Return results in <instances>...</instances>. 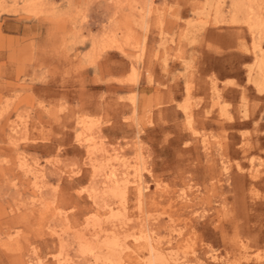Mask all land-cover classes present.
<instances>
[{
	"label": "rangeland",
	"instance_id": "rangeland-1",
	"mask_svg": "<svg viewBox=\"0 0 264 264\" xmlns=\"http://www.w3.org/2000/svg\"><path fill=\"white\" fill-rule=\"evenodd\" d=\"M149 246L264 264V0H0V264Z\"/></svg>",
	"mask_w": 264,
	"mask_h": 264
},
{
	"label": "bare ground",
	"instance_id": "bare-ground-1",
	"mask_svg": "<svg viewBox=\"0 0 264 264\" xmlns=\"http://www.w3.org/2000/svg\"><path fill=\"white\" fill-rule=\"evenodd\" d=\"M112 192L111 193H113V194H117V196H119V194L120 195H123L122 194V192H121V190H120V186L117 184V182L116 183H114V187L112 188V189H110ZM128 190V189H127ZM109 192V191H108ZM138 198L140 199L142 196H143V192L139 189V192H138ZM122 197V196H121ZM121 199H123V198H121ZM142 201V199L140 200V202ZM154 201V202H153ZM152 201V203L150 204L151 206H155L156 205V202H155V199ZM139 203V202H138ZM123 204V203H122ZM120 205V204H119ZM111 210H113V209H111ZM111 212V211H110ZM146 237V236H145ZM144 237V238H145ZM148 238H149V235H148ZM105 239H106V237H105ZM139 239V238H138ZM137 239V240H138ZM113 240V239H112ZM137 240H135V241H137ZM141 240V239H140ZM144 241L143 242H145V240H147V239H143ZM106 241V240H105ZM105 241H104V244L103 245H105L106 243H105ZM108 241V240H107ZM110 241L111 240H109V244H107V247H108V249H112L113 247H117V242L115 243V242H111L110 243ZM98 242V241H97ZM119 242H122V241H119ZM138 242H141V241H138ZM142 242V243H143ZM150 242V241H149ZM149 242H147V243H145V244H148ZM123 243V242H122ZM156 243V242H155ZM144 244V245H145ZM157 244H159V243H157ZM123 245V244H122ZM149 245V244H148ZM152 245V244H151ZM119 246V248L120 247H122V246H120V245H118ZM146 246V245H145ZM144 246V247H145ZM154 246H155V244H154ZM158 246V245H157ZM106 247V248H107ZM105 248V249H106ZM118 248V249H119ZM147 248V247H146ZM145 248V249H146ZM157 248V247H156ZM116 249V248H115ZM115 249L113 248V250L115 251ZM158 249H160V248H158ZM158 249H156L155 250V248H152L151 246H149L148 248H147V252H148V254H149V260L148 261H146V264H164V262H166L165 261V259H166V257H164L165 259H163V257H162V255H160V253H162L163 251H161L160 253L159 252H157V250ZM142 250V249H141ZM161 250V249H160ZM160 250H158V251H160ZM92 251V250H91ZM112 251V250H111ZM143 251V250H142ZM110 252V251H109ZM116 253V252H115ZM144 253H145V251H144ZM164 253V252H163ZM112 255H114V254H112ZM164 255H166V254H164ZM139 257V256H138ZM143 257V256H142ZM147 257V256H146ZM145 257V258H146ZM111 260V259H110ZM59 261V260H58ZM115 260H113V262H114ZM163 261V262H162ZM112 262V261H111ZM112 262V263H113ZM118 262V261H117ZM115 263V262H114ZM120 263V262H119ZM165 264H168V263H165Z\"/></svg>",
	"mask_w": 264,
	"mask_h": 264
}]
</instances>
